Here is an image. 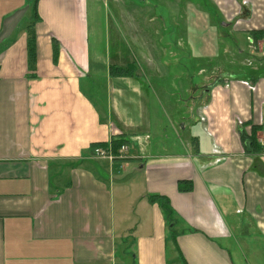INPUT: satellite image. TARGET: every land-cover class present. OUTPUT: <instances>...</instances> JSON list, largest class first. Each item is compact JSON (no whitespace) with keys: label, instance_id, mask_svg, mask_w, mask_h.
<instances>
[{"label":"crops","instance_id":"crops-1","mask_svg":"<svg viewBox=\"0 0 264 264\" xmlns=\"http://www.w3.org/2000/svg\"><path fill=\"white\" fill-rule=\"evenodd\" d=\"M169 13L214 67L188 89L185 140L167 136L142 65L102 56L87 0H0V264H264V0H171ZM221 52L235 63L217 65ZM98 79L100 106L83 88ZM118 138L123 156L92 154Z\"/></svg>","mask_w":264,"mask_h":264},{"label":"rangeland","instance_id":"rangeland-1","mask_svg":"<svg viewBox=\"0 0 264 264\" xmlns=\"http://www.w3.org/2000/svg\"><path fill=\"white\" fill-rule=\"evenodd\" d=\"M87 0L89 9V27L92 39H97L101 44L106 58H115L116 51H121L123 57L142 65L145 81L154 85L152 93L160 98L157 104L159 121L167 125V136L173 137V125L177 126V132L181 134L182 140L188 138V130H182V122L187 125L193 120V114L189 111L190 91H199V86L190 84L199 83L203 78L197 70L202 67L211 70V59L200 55L190 56L189 50L184 49L188 37L184 34V22L177 17L172 21L169 13L171 0ZM124 5L125 21L122 16L121 5ZM181 6V5H180ZM124 14V11H123ZM225 42L220 35L219 45ZM228 42V40H227ZM176 52V54H174ZM94 54V53H93ZM179 54V55H178ZM176 55L178 60L176 61ZM99 55L94 54L93 57ZM235 59L230 55L220 53L214 58L215 63L230 65ZM113 60V59H109ZM199 64V65H198ZM155 66V67H154ZM139 67V66H138ZM153 69V70H152ZM192 78L190 79V77ZM193 80V81H191ZM95 86L91 82L83 85L84 90L90 94L96 104H103L106 96V86L103 80L98 79ZM186 119V120H184ZM160 127L155 128V137H163ZM180 136H176V143ZM154 144V145H153ZM158 142H152L155 149ZM149 145L147 146V149Z\"/></svg>","mask_w":264,"mask_h":264},{"label":"trees","instance_id":"trees-1","mask_svg":"<svg viewBox=\"0 0 264 264\" xmlns=\"http://www.w3.org/2000/svg\"><path fill=\"white\" fill-rule=\"evenodd\" d=\"M261 37L264 36V32H261ZM29 43V53H30V56H34L35 54V34L33 32V29L32 27L29 28V39H28ZM54 47H57V42L54 41ZM112 74L114 75H132L133 74V66L131 67H127L126 69L124 68H120V67H116V66H113L112 67ZM256 132H257V128L254 127L253 129V132L249 135V137L247 136H244V139H248L250 142V145H251V148H252V151L253 152H259L260 151V146L257 142V136H256ZM127 140L125 138H118V139H113L111 142H110V145H111V148H112V151L114 153H118V150L120 149V147L122 145H127ZM95 146H102V147H106L107 144L106 143H98L96 144ZM180 188H183V186H181ZM151 201H159L161 202V206L162 208L164 209V211H166V213H168V210H169V203H168V199L163 197V196H153L151 197Z\"/></svg>","mask_w":264,"mask_h":264},{"label":"built area","instance_id":"built-area-1","mask_svg":"<svg viewBox=\"0 0 264 264\" xmlns=\"http://www.w3.org/2000/svg\"><path fill=\"white\" fill-rule=\"evenodd\" d=\"M257 47L260 49L261 52L264 53V36L257 42ZM127 150V145H122L118 150V153H114L112 151L111 145H108L106 147L94 146L92 147V154L96 157H106L113 160L117 157L123 156Z\"/></svg>","mask_w":264,"mask_h":264}]
</instances>
